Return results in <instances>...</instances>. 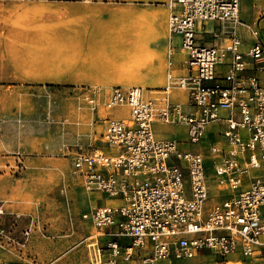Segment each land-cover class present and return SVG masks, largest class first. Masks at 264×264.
I'll return each instance as SVG.
<instances>
[{
    "label": "built area",
    "instance_id": "obj_1",
    "mask_svg": "<svg viewBox=\"0 0 264 264\" xmlns=\"http://www.w3.org/2000/svg\"><path fill=\"white\" fill-rule=\"evenodd\" d=\"M166 4L165 86L113 85L85 96L112 150L80 145L72 156L70 174L110 201L82 214L96 230L91 264H188L205 251L217 258L201 264H231L235 253L243 257L236 264H264V42L250 26L257 40L241 50V0ZM210 21L227 28V44L199 42V26ZM177 35L186 52L181 73ZM174 91L185 98L174 99ZM156 122L185 125L187 144L198 146L218 123L226 145L212 143L207 154L182 148L178 138L158 137ZM213 187L228 194L217 199ZM103 234L111 237L105 244Z\"/></svg>",
    "mask_w": 264,
    "mask_h": 264
},
{
    "label": "rangeland",
    "instance_id": "obj_2",
    "mask_svg": "<svg viewBox=\"0 0 264 264\" xmlns=\"http://www.w3.org/2000/svg\"><path fill=\"white\" fill-rule=\"evenodd\" d=\"M165 2L0 0V259L6 264H91V228L80 205H72L82 195L68 181L79 146L101 139L85 96L97 88L104 95L113 85L163 84ZM156 127L176 131L182 148L205 154L212 143L226 145L218 123L200 146L187 144L185 125ZM24 203L31 211L12 213Z\"/></svg>",
    "mask_w": 264,
    "mask_h": 264
},
{
    "label": "crops",
    "instance_id": "obj_3",
    "mask_svg": "<svg viewBox=\"0 0 264 264\" xmlns=\"http://www.w3.org/2000/svg\"><path fill=\"white\" fill-rule=\"evenodd\" d=\"M168 2V0H166ZM165 2V8L167 11V17H166V76H165V81L163 82L162 85L156 86V87H149L152 89L155 88H161L164 87L166 84L167 80V57H168V48H169V33H168V16H169V8L167 7V4ZM240 17L242 19V24L238 27V34L240 38L242 39V45H241V50L242 51H247L257 40L256 36L252 33L251 27L254 26L256 29L259 30V37L261 40L264 42V0H241V8H240ZM198 38L199 42L202 44H210V45H225L229 42L230 40V34L227 32V28L223 26L221 23L217 21H210L207 22L204 26H199L198 29ZM173 44L175 46V53H174V69L175 72L181 73L184 71V60L186 58V52L180 47V36H175L173 39ZM224 66H221L220 68L223 69ZM264 76V73L262 74ZM136 85V84H133ZM146 87V86H145ZM173 98L174 99H184L185 95L184 92L182 91H174L173 93ZM102 113V112H101ZM158 123H163V122H156L154 124V128L156 131V134L158 137L161 138H178V134L176 131H162L159 130L156 125ZM183 125V124H182ZM186 127V126H185ZM187 130V128H186ZM90 146L87 148L89 150H94V149H102L106 151L107 153L112 152L103 142L100 140L98 144L93 145V143L89 144ZM83 146V145H82ZM65 181V180H64ZM69 185L71 186V189H78L80 190V194L82 195L80 197V201L77 200V198H74V202H72V205L76 206V203L80 205V210L82 214L84 212L89 211L92 207L101 205V204H106L109 203L110 201L105 198V196L101 193L98 192H92L88 193L85 191L82 183L77 178H74L72 175H70V178H68ZM68 185V184H67ZM66 185V186H67ZM66 188V187H65ZM66 190V189H65ZM64 189L62 191H65ZM71 193V190H70ZM213 196H215L217 199H221L224 197L226 194H228L226 191L220 192L216 188L213 187ZM72 194V193H71ZM12 209V213L19 211L22 207L23 211L25 210L26 212L31 211V204L24 203L22 205L17 206V208ZM20 208V209H19ZM86 223L90 226L91 231L90 234L88 235L87 238H91L92 235L95 234L96 230L94 226L92 225L90 220L84 219ZM40 226V225H39ZM38 226V227H39ZM18 229V227H17ZM15 238L19 237L14 235ZM15 238H12L13 241ZM30 237H28L29 239ZM100 240L103 242L104 240H108L111 238L107 234H103L100 237ZM18 239V238H17ZM217 258V255L210 251H205L199 254L197 257L193 258L195 261H188V264H201L206 261H213ZM229 261L231 264H236L238 263V260H242L243 257L240 253H235L231 254L228 256Z\"/></svg>",
    "mask_w": 264,
    "mask_h": 264
}]
</instances>
